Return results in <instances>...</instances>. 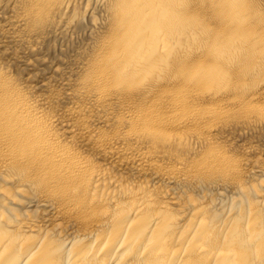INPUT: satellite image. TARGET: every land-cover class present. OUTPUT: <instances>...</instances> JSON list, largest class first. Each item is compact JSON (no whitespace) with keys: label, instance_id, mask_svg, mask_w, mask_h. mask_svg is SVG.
I'll list each match as a JSON object with an SVG mask.
<instances>
[{"label":"bare ground","instance_id":"1","mask_svg":"<svg viewBox=\"0 0 264 264\" xmlns=\"http://www.w3.org/2000/svg\"><path fill=\"white\" fill-rule=\"evenodd\" d=\"M0 264H264V0H0Z\"/></svg>","mask_w":264,"mask_h":264}]
</instances>
